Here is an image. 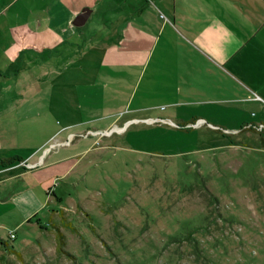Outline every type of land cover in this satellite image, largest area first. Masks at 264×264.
Masks as SVG:
<instances>
[{"label": "crops", "instance_id": "crops-1", "mask_svg": "<svg viewBox=\"0 0 264 264\" xmlns=\"http://www.w3.org/2000/svg\"><path fill=\"white\" fill-rule=\"evenodd\" d=\"M21 1L0 0V9ZM47 2L35 8L31 42L19 31L0 44V159L15 158L0 163V216L30 209L28 218L57 197L50 183L74 165L60 143L75 131L264 123V0ZM91 18L97 41L83 29ZM65 42L85 51L63 67L54 54Z\"/></svg>", "mask_w": 264, "mask_h": 264}, {"label": "rangeland", "instance_id": "rangeland-1", "mask_svg": "<svg viewBox=\"0 0 264 264\" xmlns=\"http://www.w3.org/2000/svg\"><path fill=\"white\" fill-rule=\"evenodd\" d=\"M42 5L1 7L0 44L19 31L31 42ZM93 19L83 29L97 41ZM68 44L54 54L62 65L83 50ZM6 59L0 50V74ZM220 122L75 131L60 143L74 165L50 183L57 197L28 218L30 209L0 216V264H264V130Z\"/></svg>", "mask_w": 264, "mask_h": 264}, {"label": "water", "instance_id": "water-1", "mask_svg": "<svg viewBox=\"0 0 264 264\" xmlns=\"http://www.w3.org/2000/svg\"><path fill=\"white\" fill-rule=\"evenodd\" d=\"M87 17V11L83 10L73 21V25L75 26H81Z\"/></svg>", "mask_w": 264, "mask_h": 264}, {"label": "built area", "instance_id": "built-area-1", "mask_svg": "<svg viewBox=\"0 0 264 264\" xmlns=\"http://www.w3.org/2000/svg\"><path fill=\"white\" fill-rule=\"evenodd\" d=\"M202 123H203L202 120H197L194 124H192V125H188V126H198V125H200V124H202ZM250 125H251V124H249L248 127H250ZM254 125L257 126L256 128H257L258 130H264V123L252 124L251 126H254ZM9 236H10L11 239H13L15 235H14L13 232H11V233L9 234Z\"/></svg>", "mask_w": 264, "mask_h": 264}, {"label": "trees", "instance_id": "trees-1", "mask_svg": "<svg viewBox=\"0 0 264 264\" xmlns=\"http://www.w3.org/2000/svg\"><path fill=\"white\" fill-rule=\"evenodd\" d=\"M14 160H15L14 157L3 158V159H0V163L3 164V165H9V164H11ZM58 239H59V243H60V245H61V244H62V240L60 239L59 236H58Z\"/></svg>", "mask_w": 264, "mask_h": 264}]
</instances>
